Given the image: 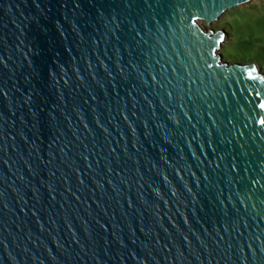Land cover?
I'll return each instance as SVG.
<instances>
[{
  "label": "water",
  "instance_id": "1",
  "mask_svg": "<svg viewBox=\"0 0 264 264\" xmlns=\"http://www.w3.org/2000/svg\"><path fill=\"white\" fill-rule=\"evenodd\" d=\"M247 1L0 0V264H264Z\"/></svg>",
  "mask_w": 264,
  "mask_h": 264
},
{
  "label": "rangeland",
  "instance_id": "2",
  "mask_svg": "<svg viewBox=\"0 0 264 264\" xmlns=\"http://www.w3.org/2000/svg\"><path fill=\"white\" fill-rule=\"evenodd\" d=\"M219 20V24L217 21ZM216 21L201 23L224 31L219 52L229 63H256L264 73V0H249L227 9Z\"/></svg>",
  "mask_w": 264,
  "mask_h": 264
},
{
  "label": "snow or ice",
  "instance_id": "3",
  "mask_svg": "<svg viewBox=\"0 0 264 264\" xmlns=\"http://www.w3.org/2000/svg\"><path fill=\"white\" fill-rule=\"evenodd\" d=\"M252 71H254V69ZM261 107H264V105H261ZM262 123H264V121H262Z\"/></svg>",
  "mask_w": 264,
  "mask_h": 264
},
{
  "label": "trees",
  "instance_id": "4",
  "mask_svg": "<svg viewBox=\"0 0 264 264\" xmlns=\"http://www.w3.org/2000/svg\"><path fill=\"white\" fill-rule=\"evenodd\" d=\"M218 23H216V24H219V20L217 21Z\"/></svg>",
  "mask_w": 264,
  "mask_h": 264
}]
</instances>
